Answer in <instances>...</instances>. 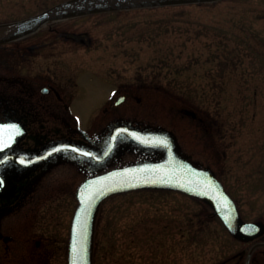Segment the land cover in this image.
<instances>
[{
  "label": "rangeland",
  "instance_id": "rangeland-1",
  "mask_svg": "<svg viewBox=\"0 0 264 264\" xmlns=\"http://www.w3.org/2000/svg\"><path fill=\"white\" fill-rule=\"evenodd\" d=\"M62 1L0 0V23ZM48 82L65 91L69 122L77 124L76 133L63 126V135L80 137L83 129L98 141L119 122L170 133L178 155L224 183L244 221L263 224L264 0L86 15L2 44L0 120L7 119L10 90ZM122 94L129 96L113 107ZM163 158L161 149L121 138L97 170ZM58 174L47 177L53 189L18 227L17 253H0L5 264H68L76 187L88 175L75 168ZM263 236L264 231L250 241L235 237L202 199L142 189L101 203L94 264H219L234 253H248Z\"/></svg>",
  "mask_w": 264,
  "mask_h": 264
},
{
  "label": "water",
  "instance_id": "water-1",
  "mask_svg": "<svg viewBox=\"0 0 264 264\" xmlns=\"http://www.w3.org/2000/svg\"><path fill=\"white\" fill-rule=\"evenodd\" d=\"M222 0H65L42 12L24 19L0 23V44L9 43L37 32L46 24L73 17L189 4L215 3ZM121 96L114 107L127 99ZM188 114L195 116L192 111ZM3 130V129H1ZM124 135L132 142L150 148H163L166 157L160 161H146L118 167L87 178L79 187V206L75 214L69 264H93V244L97 211L109 196L137 189H172L201 198L212 204L217 215L230 232L250 239L261 232L259 223L242 221L233 198L211 171L196 167L176 152L173 136L167 132H147L128 124H117L110 132L107 147L102 153L82 150L62 144L45 156L60 150L74 149L79 155L103 163L115 151L119 138Z\"/></svg>",
  "mask_w": 264,
  "mask_h": 264
},
{
  "label": "flooded vegetation",
  "instance_id": "flooded-vegetation-1",
  "mask_svg": "<svg viewBox=\"0 0 264 264\" xmlns=\"http://www.w3.org/2000/svg\"><path fill=\"white\" fill-rule=\"evenodd\" d=\"M12 80L17 81L18 78ZM19 81H24V78ZM48 83L47 86L27 87L21 91L8 92L7 119L16 123L14 128L21 126L24 135L17 138V143L10 148L5 145L6 143L0 144L1 254L17 253L14 246H19L18 227L31 215L30 210L34 211L41 203L44 194L53 189L47 177H54L60 170L66 168H75L78 175L82 173L87 175L93 170V164L82 157L78 158L71 151L43 156L47 150L61 142L90 148L93 140L83 129H79L80 137H73L70 133L68 136L63 135V126L64 129L76 133L77 124L74 126L69 122V114H72V111L71 104L63 103L65 91L58 89L51 82ZM44 123L50 124L51 130L46 132L47 127ZM17 133L14 130L13 135ZM3 145L5 146L2 147ZM72 164L75 166L72 167ZM262 230L264 231V221ZM21 245L25 246V243L20 242ZM36 245L39 247L41 242L36 241ZM259 249L261 253L256 252ZM0 264H5L1 258ZM219 264H264V236L261 241L250 246L248 253H234Z\"/></svg>",
  "mask_w": 264,
  "mask_h": 264
}]
</instances>
